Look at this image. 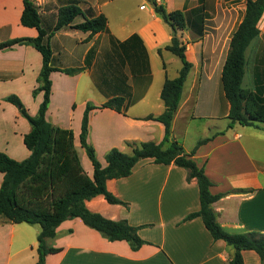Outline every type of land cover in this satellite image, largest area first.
<instances>
[{
	"label": "crops",
	"instance_id": "0c3cea01",
	"mask_svg": "<svg viewBox=\"0 0 264 264\" xmlns=\"http://www.w3.org/2000/svg\"><path fill=\"white\" fill-rule=\"evenodd\" d=\"M224 1L216 0V4ZM68 2L76 3L84 13L73 25L103 14L108 30L93 36L71 26L55 30L59 9ZM35 3L42 27L50 34L52 66L60 69L51 74L46 118L53 126L74 133L86 173L94 175L80 140L88 106L95 108L89 115L87 142L104 167L112 149L131 154L132 143L164 141V125L148 117L164 113L161 93L166 75L175 79L182 69V61L177 62L166 50L177 35L186 45L193 68L165 148L177 141L191 154L199 141L210 139L195 150L193 159L214 183L211 193L224 195L212 205L218 223L234 234H264V125L236 123L230 128V103L222 85L231 39L244 18L237 25L238 17L229 8L217 7L208 17L201 0H163L168 13L181 10L186 14V29L174 31L155 11L154 0ZM23 11L24 0H0V44L38 37L36 28L22 24ZM258 29L259 36L248 48L256 47L255 54L247 58L243 86L261 91L264 99V14ZM213 53L216 62L209 58ZM43 60L42 53L29 44L0 50V154L17 161L31 155L24 139L32 127L8 98L19 97L31 116L38 115L44 101L40 90ZM66 69L80 71L66 74ZM118 97L125 100L121 113L101 108ZM3 180L0 172V189ZM107 189L125 204H110L100 195L87 201L88 209L108 220H126L139 227L146 244L134 250L129 242L111 241L75 218L64 222L56 237L47 241L49 248L60 251L48 255L46 264H229L235 255L232 246L214 239L201 217L187 220L201 209L198 181L190 178L187 169L144 159L130 176L108 180ZM40 231L38 225L0 220V264H37ZM242 255L244 264H264L253 250Z\"/></svg>",
	"mask_w": 264,
	"mask_h": 264
},
{
	"label": "trees",
	"instance_id": "16d2710c",
	"mask_svg": "<svg viewBox=\"0 0 264 264\" xmlns=\"http://www.w3.org/2000/svg\"><path fill=\"white\" fill-rule=\"evenodd\" d=\"M155 11L174 31L186 29L187 18L184 11L176 10L168 13L163 4L157 3ZM263 14L264 0H248L245 17L231 39L222 73L223 90L230 103L228 116L230 128L236 123L242 126L264 125V99L261 91L256 93L243 86L247 67L246 52L260 34L258 23ZM81 15L84 13L76 3L63 4L59 9L55 30L71 26L83 32H90L91 36L108 30V19L103 14L86 18L83 23L73 25L76 18ZM21 21L26 27L36 28L39 32L38 37L1 43L0 50L17 44H29L42 53L44 66L40 75V90L44 92V101L38 115L31 116L19 97L12 95L8 98V101L28 119L32 127L31 132L24 139L31 155L24 161H17L5 153L0 154V172L4 174L0 189V220L14 224L27 223L40 226L37 264H46L48 255L60 251V249L49 248L47 241L56 237L58 228L64 222L75 218H80L87 226L101 232L111 241L129 242L134 250L146 244L138 234L139 227L131 226L126 220H108L98 213H93L87 207V201L100 195H103L110 204L124 205L122 200L108 191L107 181L130 176L134 167L144 159H153L158 164H175L185 168L190 178L198 181L201 209L191 214L187 220L201 217L215 240H223L235 249V255L229 264H244L242 252L245 250L257 252L264 262V234H234L218 223L212 205L224 195L211 193L214 183L206 175L205 169L199 167L193 159L195 150L210 139L199 141L191 154H187L177 141L165 148V144L172 136V123L180 105L185 83L193 68L186 56V45L177 35L173 37L166 50L182 61V69L175 79H169L166 75L161 93L165 104L164 113L158 117H148L164 125V141L159 144L132 143L130 144L133 149L131 154L112 149L106 155L107 165L104 167L98 160L95 149L87 142L89 115L95 108L88 106L82 123L80 140L94 167V175L90 177L84 170L78 155L74 133L71 130L53 126L46 118L52 95L51 74L60 69L52 66L50 34L42 27V19L35 0H24ZM79 71L80 69L64 70L66 74H75ZM124 104V98L118 97L108 101L101 108L115 109L121 113Z\"/></svg>",
	"mask_w": 264,
	"mask_h": 264
},
{
	"label": "rangeland",
	"instance_id": "374dc122",
	"mask_svg": "<svg viewBox=\"0 0 264 264\" xmlns=\"http://www.w3.org/2000/svg\"><path fill=\"white\" fill-rule=\"evenodd\" d=\"M157 4L161 5L163 3V0H154ZM202 1V11L204 12L205 15H207L208 17L210 16L209 12H216V8L219 7H223V8H229L232 11L235 12V14L237 15L238 19H237V25L239 24L240 20H242L245 17L246 14V7H247V1L248 0H233V1H229V0H225L224 2H221V4L217 5L216 4V0H211L212 3H208L207 0H201ZM230 2V3H229ZM255 45L250 48L249 50H247L246 52V57L248 59H250L249 57H251L252 55L255 54ZM214 54V55H213ZM210 55L209 58L211 59H215L214 61L216 62V53H213ZM173 59H175L177 62L180 61L179 58L177 56H172ZM176 67L172 64L171 65V72L175 73L176 72Z\"/></svg>",
	"mask_w": 264,
	"mask_h": 264
},
{
	"label": "water",
	"instance_id": "95a60500",
	"mask_svg": "<svg viewBox=\"0 0 264 264\" xmlns=\"http://www.w3.org/2000/svg\"><path fill=\"white\" fill-rule=\"evenodd\" d=\"M174 35H175V33H174Z\"/></svg>",
	"mask_w": 264,
	"mask_h": 264
}]
</instances>
